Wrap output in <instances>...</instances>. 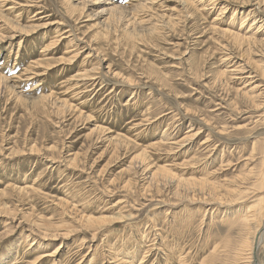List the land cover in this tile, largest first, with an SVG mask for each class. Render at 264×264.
Segmentation results:
<instances>
[{
    "label": "rangeland",
    "instance_id": "obj_1",
    "mask_svg": "<svg viewBox=\"0 0 264 264\" xmlns=\"http://www.w3.org/2000/svg\"><path fill=\"white\" fill-rule=\"evenodd\" d=\"M1 1L0 264H248L255 228L238 220L264 209V0ZM159 167L174 178L150 182ZM81 215L114 220L94 235ZM43 218L75 232L43 239ZM263 235L249 264H264Z\"/></svg>",
    "mask_w": 264,
    "mask_h": 264
},
{
    "label": "bare ground",
    "instance_id": "obj_2",
    "mask_svg": "<svg viewBox=\"0 0 264 264\" xmlns=\"http://www.w3.org/2000/svg\"><path fill=\"white\" fill-rule=\"evenodd\" d=\"M1 1V0H0ZM111 1V0H110ZM158 1V0H157ZM211 1V0H210ZM3 1H1V3H2ZM156 2V1H155ZM185 3L187 2V1H184ZM188 3V2H187ZM218 3V2H217ZM68 4H69V7L67 8V12H69L70 14H73V13H75V11H79L80 9H84L85 8V4H83L84 6H80L79 4L78 5H74L72 2H70V1H68ZM107 4H112V3H107ZM28 5V4H27ZM36 6V5H35ZM140 6H142V5H140ZM146 6V5H145ZM144 6V7H145ZM111 9V13L112 12H114V11H116V10H120V7H117V6H115V7H111L110 8ZM135 10H136V7H135ZM12 11H13V9H12ZM16 12V11H15ZM43 13V12H42ZM252 13V12H251ZM19 16V15H18ZM125 16V15H124ZM128 17V16H127ZM16 18V17H15ZM17 19V18H16ZM21 19V18H20ZM39 19V18H38ZM40 20V19H39ZM215 20L216 21H219V20H221L219 17H217V18H215ZM248 20V17L247 18H245V22ZM38 21V20H37ZM256 21V20H255ZM53 24H54V22H52ZM58 24H60V22L58 21L57 22ZM236 23V22H235ZM47 24H49V23H46V24H44V25H42V27H45ZM246 24V23H245ZM256 24V22H252V24H251V26L250 27H252L253 25H255ZM59 27V26H58ZM242 27H243V25H242ZM9 28H11V32H10V34H11V36H9V37H7V39H15L17 36H16V34L14 33V32H16L17 30L18 31H21V32H23L24 30L21 28V26L17 23L16 25H14V24H10L9 25ZM245 28V27H244ZM26 30V29H25ZM29 30H31V29H29ZM27 31V33L28 32H30V31ZM220 30V29H219ZM217 30L218 32H222V33H226V34H230V35H234V36H239L238 38H240V37H242L243 39L242 40H250V38H247V37H244V36H240V35H237V34H234V33H231V32H228L227 30ZM259 30V29H258ZM248 31V30H247ZM249 31H250V29H249ZM69 32H71V31H69V30H66V34L67 35H65V38H67V39H69L70 37V34H69ZM1 33H2V31H1ZM25 33V32H24ZM255 34L256 33H258V31H255L254 32ZM63 34H65V33H63ZM69 34V35H68ZM253 34V33H252ZM228 37H229V35H228ZM236 38V37H235ZM6 40V38H5V36L3 37V36H0V42H3V41H5ZM74 39L72 38V39H70L69 40V42L70 41H73ZM235 40V39H234ZM236 40H237V38H236ZM240 41V40H239ZM59 43V39H56L55 41H53L51 44H49V45H47V47L45 46L44 47V51L47 49L48 50V48H50L54 43ZM22 43V42H21ZM21 43H20V45H21ZM83 43V42H82ZM55 45V44H54ZM55 47V46H54ZM95 49V48H94ZM89 51V50H88ZM46 52V51H45ZM79 51H75L74 52V54H76L75 55V57H78V54L80 53H78ZM83 52V51H82ZM81 52V53H82ZM80 56V55H79ZM90 57V54H88L87 55V57L85 58V59H88ZM35 64L33 65V66H37V67H39V65H41L42 66V64H41V62H39V61H37V62H34ZM17 64V63H16ZM32 65H31V67H33ZM34 68V67H33ZM30 69V68H29ZM29 69L27 70L28 72H29ZM95 70V69H94ZM29 74H31L30 72H29ZM34 75L33 76H36V73H33ZM33 76H30L29 78H26V80L27 79H32L33 78ZM82 76V78H83V80H87L89 77H88V74H82L81 75ZM97 79V77H90V80H93V81H91V82H94V80H96ZM5 81H6V79H4V78H0V85L1 84H3V83H5ZM7 88V90H11V88L9 87V86H7L6 87ZM44 96V95H43ZM132 96V95H131ZM250 96V95H249ZM253 96V95H252ZM256 97V96H255ZM258 97V96H257ZM132 98V97H131ZM133 99V98H132ZM252 99V98H251ZM255 99V98H254ZM57 102H59V101H57ZM83 103V102H82ZM256 103H257V101H256ZM66 105V104H65ZM134 105V104H133ZM64 106V105H63ZM58 108V107H57ZM68 108V107H67ZM65 113V112H64ZM60 114H62V113H60ZM79 115V114H78ZM81 116V115H80ZM262 116V115H261ZM262 118V117H261ZM260 119V118H259ZM255 122H257V121H255ZM206 124V123H205ZM98 129L100 130V131H102V132H104V133H106V129H104L103 127L101 128V127H98ZM199 132V131H198ZM107 133H111L110 131L109 132H107ZM197 133V132H196ZM192 134V135H190V137H187L186 139H192V138H195V137H197L198 136V134ZM188 136V135H187ZM184 138V137H183ZM211 138L210 137H207V139L206 140H204V143H206V142H208L209 140H210ZM108 141H109V143L111 144V145H113L114 146V151L115 150H117V145H119L120 143H121V141H119L117 138H112V139H108ZM185 144V143H184ZM183 146H185V145H183ZM207 148V147H206ZM262 152L264 153V150H262ZM78 160V155H76V157L74 158V160H73V162H71V165H73V166H76L77 167V161ZM135 160L136 161H138V160H140V161H138V162H140V164L139 165H137V167H144V164L146 163V161H147V159H146V155H144V153H141V154H139V155H137V156H135L134 157V159H133V164L135 165ZM137 162V163H138ZM132 163V162H131ZM262 165H263V169L261 170V172H260V174H259V181H258V187L255 185V187L253 188V192H256V194L257 193H260L259 195L261 196V198H260V202L262 203V204H264V159H263V161H262ZM150 169V166L147 164V170H149ZM149 177H151V181L150 182H154V183H163V182H166V181H168V179H170V181H171V179H173L174 178V173H172L169 169H167V168H165V167H159V168H157L155 171H153L152 172V174L149 176ZM181 179H183V178H181ZM130 180V179H129ZM177 180V179H176ZM179 180V179H178ZM184 180V179H183ZM205 179H203V181H204ZM173 181V180H172ZM180 181V180H179ZM187 181H192V178L190 179V180H187ZM202 181V182H203ZM174 182H175V180H174ZM195 182V181H194ZM229 182H235V180H233V181H229ZM153 183V184H154ZM186 183H188V182H186ZM185 183V184H186ZM190 183V182H189ZM200 183V182H199ZM205 183H206V181H205ZM231 183V184H232ZM241 183V182H240ZM164 184V183H163ZM162 184V185H163ZM183 184H184V182H183ZM182 184V185H183ZM185 184H184V187H185ZM194 184H197V183H194ZM204 184V183H203ZM207 184H209V182L207 183ZM206 184V185H207ZM212 184H213V182H212ZM215 184H217V183H215ZM227 184V183H226ZM225 184V185H226ZM230 183H228V185H229ZM234 184H237V183H234ZM234 184H233V186H234ZM179 185H180V183L178 184V187H179ZM187 185V184H186ZM192 185V184H191ZM206 185H205V188H206ZM260 185V186H259ZM131 186V184L130 183H126L125 184V187H127V188H129ZM217 186V185H216ZM222 188H223V186L224 185H220ZM240 186V185H239ZM147 187H149V188H151L150 187V184L147 186ZM153 187V186H152ZM187 187H188V185H187ZM193 187H194V185H193ZM198 187V186H197ZM236 187V186H235ZM9 188H17V187H14V186H9ZM142 188H143V186H142ZM201 188V187H200ZM212 188H213V186H212ZM220 188V187H219ZM226 188H227V186H226ZM225 188V189H226ZM134 189H135V187H134ZM151 189H153V188H151ZM177 188H175V190H176ZM191 189H194V188H191ZM198 189V188H197ZM202 189V188H201ZM200 189V190H201ZM207 189V188H206ZM214 189H216V188H214ZM221 189V188H220ZM228 189V188H227ZM231 189V188H230ZM233 189H235V188H233ZM236 189H239V188H236ZM133 190V189H132ZM143 190H144V188H143ZM146 190V189H145ZM160 190V189H159ZM173 190V189H172ZM178 190V189H177ZM189 190H190V188H189ZM147 191H148V189H147ZM161 191V190H160ZM202 191H204V190H202ZM210 191V190H209ZM217 191H218V189H217ZM228 191H229V189H228ZM228 191H227V193H228ZM232 191H237V190H232ZM240 191V190H239ZM252 191H249L250 193L252 192ZM35 192V191H34ZM174 192V191H173ZM176 192V191H175ZM174 192V193H175ZM179 192V191H178ZM193 192H194V190H193ZM198 192H201V191H198ZM220 192V191H219ZM218 192V193H219ZM248 192V191H247ZM144 193H145V191H144ZM147 193V192H146ZM150 193V192H149ZM211 193V192H210ZM209 193V194H210ZM226 193V192H225ZM246 192H244V196L246 195L245 194ZM180 194V193H179ZM224 194V193H223ZM233 195L234 193L233 192H230L229 191V195ZM236 194H238V193H236ZM261 194H263V195H261ZM190 195V194H189ZM213 195V194H212ZM211 195V196H212ZM218 195V194H217ZM220 195V194H219ZM226 195V194H225ZM228 195V194H227ZM226 195V196H227ZM228 195V196H229ZM239 195V194H238ZM243 195V194H242ZM176 196V195H175ZM185 196V195H184ZM196 196V195H195ZM225 196V197H226ZM193 197V196H192ZM198 197V196H197ZM202 197V196H201ZM205 197V196H204ZM214 197H215V195H214ZM217 197V196H216ZM148 198V197H147ZM152 198V197H151ZM154 198V197H153ZM200 197H198L197 199H195V198H193V201H197V200H201V198L199 199ZM209 198V197H208ZM221 198V197H220ZM220 198H219V200H220ZM231 198V197H230ZM150 199V198H149ZM184 199V198H183ZM192 199V198H191ZM214 199V198H213ZM236 199H239V197L238 198H236ZM236 199H234V200H236ZM245 199H248V198H245ZM244 199V200H245ZM181 200H182V198H181ZM218 200V201H219ZM233 200V199H232ZM242 198L241 199H239L238 201H236V202H234V203H230L231 201H229V203L231 204V205H239L240 203L242 204L243 203V201H244ZM187 201V200H186ZM185 201V202H186ZM57 203H59L60 205H62V206H67L68 204H69V202H68V200H59V201H57ZM119 203V202H118ZM217 203V202H216ZM221 204V203H220ZM58 205V204H57ZM211 205V204H210ZM219 205V204H218ZM74 206V205H73ZM76 206V205H75ZM74 206V207H75ZM196 206V205H195ZM199 206V205H198ZM223 206V205H222ZM4 207V206H3ZM73 207V208H74ZM6 208H8V207H5V209ZM70 209V210H69ZM240 209L241 208H239V209H235L234 210V212L233 213H231V214H233V215H235V214H237V212H238V210L240 211ZM157 210V209H156ZM68 211L70 212L71 211V205H70V207L68 208ZM246 214L244 215V216H242L241 217V219L240 220H238V221H241L240 223V225H242L243 227H244V229H253V226H254V228H255V232H254V236H253V238H252V241H250L249 243H248V246L249 247H247V248H249V253H248V257L247 258H249V262H251V260H252V254L254 253V250L256 249V247H257V245L259 244V240H260V236H262L263 234H264V209H261V210H256V208H252V209H249L248 207L246 208V212H245ZM242 215V214H241ZM240 215V216H241ZM118 216H121L120 214L118 215ZM225 216V215H224ZM229 216V215H228ZM238 216V215H237ZM122 217V216H121ZM236 217V216H235ZM192 218V217H191ZM131 219H133V218H131ZM226 219V218H225ZM227 219H229V218H227ZM113 220H114V218H112V216H109V218H93V217H91V216H87V215H81L80 216V218H79V223H81L83 226V228H89V229H91V230H94V232H95V234L94 235H96V232H98V229H99V226H101L103 223H108V224H112V222H113ZM32 224V223H31ZM234 224V223H233ZM33 225H35L36 227H37V229L40 231V233H42L41 234V238H43V239H46V240H51V239H53V238H55L58 234H59V232H63L64 234H63V236L66 238V237H69L70 236V233L72 234V233H74L75 231L73 230V229H71V227H68V226H64V225H62L61 226V224L60 225H56V224H52L49 220H47V219H44L43 218V221L42 220H36V221H34L33 222ZM102 227V226H101ZM76 228V227H75ZM73 231V232H72ZM252 231V230H251ZM258 232V234H257V237H256V233ZM33 233H35V232H33L32 231V234ZM37 235H39V234H37ZM264 236V235H263ZM263 238V237H262ZM258 239V240H257ZM34 241H38L37 239H34ZM48 242H52V241H48ZM245 242V241H244ZM27 243V242H26ZM31 243V242H30ZM38 243V242H37ZM41 243H45V245H46V241H42V242H40V244ZM33 244H34V242H33ZM245 244V243H244ZM247 244V243H246ZM245 244V245H246ZM242 245H243V243H242ZM35 246H36V244H35ZM127 246V245H126ZM61 247V244H59L58 245V247L57 248H55V250L54 251H52V252H46V253H44V255H40L42 258H50L53 262L55 261V259L58 257H56V254H57V252H58V248H60ZM243 247V246H242ZM244 248H246V247H244ZM246 248V249H247ZM176 249V248H175ZM31 250H32V248H31ZM93 250V249H92ZM100 250V249H99ZM244 250V249H243ZM242 250V251H243ZM27 251V250H26ZM33 251V250H32ZM94 251V250H93ZM97 251V250H96ZM131 251V250H130ZM247 251V250H246ZM29 252V251H28ZM99 252V251H98ZM125 252V251H124ZM134 252V251H133ZM25 253H27V252H25ZM93 253V252H92ZM239 253H240V250H239ZM100 254V253H99ZM98 254V255H99ZM119 254H121V253H119ZM128 254V253H127ZM244 254H247V253H244ZM94 255V254H93ZM101 255V254H100ZM103 255V254H102ZM131 255V254H130ZM243 255V254H242ZM242 255H241V258H242ZM97 256V255H96ZM129 256V255H128ZM244 256V255H243ZM40 257V258H41ZM94 257V256H93ZM92 257V258H93ZM124 257H125V255H124ZM95 258V257H94ZM93 258V259H94ZM133 258V257H132ZM246 258V259H247ZM50 259H48L47 261H51ZM93 259H90V262H92L93 261ZM120 259V258H119ZM134 259V258H133ZM239 259H240V257H239ZM245 259V260H246ZM124 260H126V259H124ZM129 260V259H128ZM128 260H126V261H128ZM248 260V259H247ZM123 261V260H122ZM130 261V260H129ZM133 262H135L134 260H133ZM244 262V261H243ZM249 262H248V264H249ZM33 263H35V262H33ZM32 263V264H33ZM50 263V262H49ZM122 263V262H121ZM128 263V262H127ZM130 263H131V261H130ZM180 263H184V261H180ZM54 264V263H53ZM79 264V263H78ZM143 264V263H142Z\"/></svg>",
    "mask_w": 264,
    "mask_h": 264
}]
</instances>
